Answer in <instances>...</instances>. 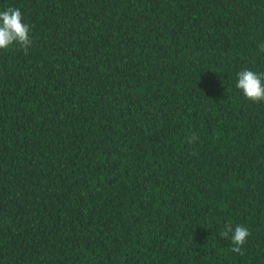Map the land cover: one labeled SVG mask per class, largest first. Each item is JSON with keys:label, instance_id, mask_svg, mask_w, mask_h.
I'll return each mask as SVG.
<instances>
[{"label": "trees", "instance_id": "trees-1", "mask_svg": "<svg viewBox=\"0 0 264 264\" xmlns=\"http://www.w3.org/2000/svg\"><path fill=\"white\" fill-rule=\"evenodd\" d=\"M8 7L33 43L0 50V264H264V101L235 87L264 0Z\"/></svg>", "mask_w": 264, "mask_h": 264}, {"label": "clouds", "instance_id": "clouds-1", "mask_svg": "<svg viewBox=\"0 0 264 264\" xmlns=\"http://www.w3.org/2000/svg\"><path fill=\"white\" fill-rule=\"evenodd\" d=\"M32 43L30 26L24 22V16L20 8L8 7L0 11V50L18 45L27 54V50ZM260 50L264 51V45H261ZM235 87L254 103L264 101V72H256L248 68L242 69L237 73ZM186 139L191 144L199 137L190 134ZM230 235L233 245L231 251L243 255L242 248L251 235L250 231L245 226H233L231 222H228L221 230L220 236L228 238Z\"/></svg>", "mask_w": 264, "mask_h": 264}]
</instances>
